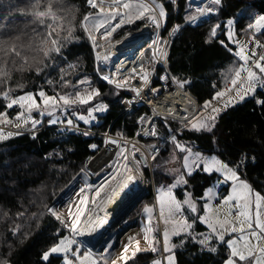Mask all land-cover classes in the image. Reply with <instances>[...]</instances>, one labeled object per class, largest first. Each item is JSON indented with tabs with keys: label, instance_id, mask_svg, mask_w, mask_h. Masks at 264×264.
Segmentation results:
<instances>
[{
	"label": "snow or ice",
	"instance_id": "6c2138e0",
	"mask_svg": "<svg viewBox=\"0 0 264 264\" xmlns=\"http://www.w3.org/2000/svg\"><path fill=\"white\" fill-rule=\"evenodd\" d=\"M86 2L92 11L84 15L81 27L92 48L101 49L94 53V58L99 64H109L112 60V49L118 45H123L133 37V29L131 27L125 28V25H134L135 31L141 32L142 29L137 21L144 23L145 26L161 28V18H166V10L163 4L156 6L159 9L157 15L155 9L144 3L143 0H112L111 4L107 6H105L104 0H101L100 4L97 3V0H86ZM168 2L174 5L176 0H168ZM221 3L222 0H212L213 5H221ZM31 8L32 11L27 14L31 17V23L37 27L43 26L45 30L38 43L32 42L26 47L20 46L15 42L16 38L10 35L7 29L0 31V76L4 77V79H0V85L5 87L7 81L11 79L9 66L18 71L34 69L37 74H40L45 68L54 67L57 59L67 62L64 55L65 45L76 40L70 21L67 35H61L64 31L63 21L65 18L58 17L53 12L51 3L41 10L42 6L39 0H35L31 4ZM217 11L218 9L214 7H196L195 14H193L192 9L188 7L186 8L185 20L190 24L196 23L200 18L212 15ZM253 17L254 19L247 24L243 34L251 35L252 41L255 42V48L260 49L259 53L255 51V48L251 54L246 53L244 46L240 44L232 30L235 20L229 18L226 21L227 27L224 30V36L228 42L236 44L238 50L234 51V56L243 63L239 67L229 69V78L224 82V90L215 92L213 100L217 101L225 98L227 93L235 92V98L229 96L224 103L225 107L230 106L233 102L244 101L246 97L255 99L257 89L264 90V44L256 39V34L264 36V14H253ZM218 29H221L219 23L211 28L210 37L217 38ZM179 30L180 25H176L172 28L171 34L174 35ZM33 31L35 32V28ZM114 34H116L115 37ZM100 39L105 43L101 44ZM219 43L229 52H233V49L224 39H220ZM166 46L167 41L156 36L150 45L151 56L146 59L145 63H141L139 68L132 67L122 81L112 79L108 74H102L101 79L114 84L116 89L130 90L135 93V97H139L142 88L132 87L128 81L138 76L142 82V87L147 88L150 84L151 73L145 70V64L152 65L154 71L157 63H166L168 57ZM69 67H75V65H69ZM119 70L117 68V72ZM60 71L62 86L66 87L71 84V81L64 79L63 68ZM97 72L100 73L102 70L97 67ZM160 79L164 81L169 79L167 68H165V74L161 75ZM172 79L181 87L186 83L176 80L175 77ZM46 83L51 85L53 81L48 79ZM77 84L89 85L90 81L80 79ZM73 88L76 89V85H73ZM151 91L158 92V89L152 88ZM99 94L98 89L88 91L85 88L84 90H75L74 94L50 96L41 89L38 92L29 91L22 95L13 96L12 89L8 88V90L3 91L0 101L5 102L3 107L6 110L14 109V107L19 109L14 118L18 130L16 134H19V130H22L24 126L31 124V127L35 129L42 122L33 116V112H37L41 117L45 115L53 117L56 116L57 112H60L64 114V119L56 116V119H50L49 122L63 124L66 119L68 128L77 127L72 116H77L79 121L86 124L91 123L96 119L95 113H103L108 110L107 104L97 103L89 107L87 115L78 114L75 110L72 111L71 116L67 113L73 109V105H88ZM37 96L40 103L37 101ZM255 102L264 108V99H256ZM127 103L131 104L133 101L129 100ZM182 111L185 115L179 121L180 129L177 130L178 132L182 134V131L187 129L196 133H212L221 109L214 106L212 100H208L204 102L202 109L195 115L188 112L187 109H182ZM152 114L153 116L160 115L155 109L152 110ZM169 115L175 119L174 114L169 113ZM167 119L168 116H165V122ZM12 123L13 120L7 117L6 111L0 112V124L9 125ZM145 123H152V118L147 115L139 117L138 124ZM155 129L156 126L153 123L152 130L150 132L145 131L144 134L157 136ZM83 134L89 135L88 132ZM12 135V132L5 134L0 130V141L10 138ZM158 139L165 145L173 146L172 160L179 159L175 155L177 151L184 154L182 160L184 171H181V167L169 169V173L174 176V182L158 190L159 215L165 225L162 233V247L160 239L154 234L157 227L153 225V208L145 206L143 209L147 215L143 239L147 241L151 252L153 254L159 253L160 256L154 261V264H178L176 250H184L189 241L196 243L201 249V253L207 251L211 254H218L220 246L226 245L225 257L221 260V264H264V194L255 190L246 180L241 179L238 169L244 167L246 161L242 159L235 166H230L229 163L224 162L215 154L206 155L194 151L190 144L179 140L176 132L171 130L167 136ZM105 143L117 145L118 151L115 153V159L110 157L108 163L102 166L103 178L95 188L92 184H85L78 189V193L81 194L85 193L86 189L92 193L94 196L91 201L92 207L88 206L89 196L81 195L78 201H73L70 198L68 203L69 219L62 217L55 207L47 208L48 213L59 222L62 229L68 231L69 235L61 236V229H57L56 241L47 251L42 253L41 259L45 264H51L52 258L60 259L62 264H118V262L127 264L129 260V249L132 247L135 238H129V243L122 247V255L117 257L115 255L116 248L104 239L101 230L108 224V219L106 215L101 216L100 212L104 210L106 204L114 202L122 192L129 189L133 183L138 182V176H143L142 168L148 164V160L135 143L131 145V149H129L127 141L124 142L123 146L120 145V141L115 139L105 140ZM97 147L95 144L90 145L93 150H96ZM150 148L152 160L156 161L159 148L156 144L151 145ZM138 152H140L139 159L136 156ZM251 162L255 163L254 157ZM196 171L210 175L219 173L222 176V179H217L213 186L204 190L203 195L199 198L202 201L200 209L197 207L196 200L192 198V193L185 192V197L181 200L173 192L177 187L187 185L188 178ZM139 182L142 183L143 181ZM220 185H228L230 192L221 195L216 191ZM73 195H77V193ZM214 201H218V204ZM73 204H76L74 212L72 211ZM186 209L191 216L185 214ZM86 212L88 213L87 216L85 215ZM17 215L23 216L24 213L21 212ZM82 217H84L83 220ZM197 223L205 225L207 231L197 233L195 229ZM19 230L18 225L11 229L13 234ZM97 235L101 238L100 241H97L100 244L99 250H95L96 246L85 239ZM226 236L231 238L226 239ZM173 237H177L179 240L173 242ZM139 243L140 241L135 239L136 249L132 252V257H136L137 253L141 251ZM4 264L7 262L5 261ZM132 264H137V261L133 259Z\"/></svg>",
	"mask_w": 264,
	"mask_h": 264
},
{
	"label": "trees",
	"instance_id": "16d2710c",
	"mask_svg": "<svg viewBox=\"0 0 264 264\" xmlns=\"http://www.w3.org/2000/svg\"><path fill=\"white\" fill-rule=\"evenodd\" d=\"M146 1L157 13L159 9L156 6L164 5L168 18L166 24L162 21V40L168 39V42H172L174 39L169 54L170 70L176 80L189 82L184 89L194 96L201 110L204 102L211 100L216 91L224 90V82L229 78V69L239 67L241 64L234 56L236 48L232 47L224 36L227 19L235 20L234 28L239 36L249 38L251 35L243 33L247 24L254 19L253 14H264V0H222L221 5L213 6L219 11L217 17L201 21L197 27L185 26L176 36V33L171 34V30L174 26H183L186 22L187 0L180 1L176 16L175 6L169 4L168 0ZM34 2L35 0H0V31L7 29L20 46L38 43L45 31L43 26L33 25L31 17L27 15L32 11L31 4ZM39 2L41 10L51 3L53 12L58 17L65 18L64 31L61 35H67L69 21L71 22L70 26L76 40L65 45L64 55L67 62L57 59L54 67L45 68L40 74L34 69L18 71L9 66L11 79L7 81L6 87L0 85V96L8 88L12 89L13 96L29 91L38 92L41 89L50 96L74 94L77 89L87 88L88 91L98 89L100 94L91 103L83 106L73 105V109H70L67 115L71 116L73 110L78 114L87 115V109L97 103L107 104L108 110L105 115L99 116L100 123L97 125L87 126L81 123L77 116H72L77 125L76 129L56 127V124L49 122L52 117H45L33 134H18L0 142V264H4L5 261L7 264H45L41 259L42 253L56 241L57 229H61V236L68 233L48 214L47 208H50L61 195H66V201L73 197V194L78 192L76 184L79 182L80 184L99 182L101 176H91L87 164L103 149L106 140L103 134H106L110 127L111 136L118 141L122 140L120 145L123 146L125 141L128 143L136 138L137 133L140 134L146 124H138L139 117L146 112L143 108L136 113H124L122 102L130 95L128 91L116 89L99 78L97 72L99 64L94 58L96 49L92 48L81 27L84 15L92 11L86 0H39ZM97 3L101 2L97 0ZM192 12L195 14L194 10ZM217 23L221 24V29L217 30L218 37L212 38L210 30ZM137 24L141 28L144 23L137 21ZM257 37L264 44V36L259 34ZM220 39H224L233 52L222 46L219 43ZM99 42L105 43L101 39ZM29 56L31 57V54ZM147 56L150 57L151 53L148 52ZM69 65L75 67L70 68ZM61 68L64 70V79L71 81L66 87L62 86ZM0 79L4 77L0 76ZM48 79L53 81L51 85L46 83ZM80 79H87L90 84L78 85L77 81ZM73 85H76V89ZM256 99H264L263 90L255 94V99L247 97L242 103L221 111L212 133H196L186 129L179 134V138L190 144L194 151L215 154L230 166H235L244 159L246 165L238 169L241 179L264 194V108L255 102ZM3 104L4 102L0 101V112L6 111ZM213 105L218 107V103ZM18 111L19 109L15 107L9 110V117H14ZM146 115L150 117L149 114ZM56 116L65 118L60 112H57ZM166 123L174 131L180 129L177 123L158 119L155 124L160 133H168ZM93 131L95 134L91 133ZM85 132L89 135H84ZM143 142L150 144L153 141L147 139ZM92 144L98 146L96 150L90 148ZM172 147L168 145L151 164V168L142 169L152 181V173L154 178L161 176L154 170V164L162 158H167L172 153ZM175 155L182 158L184 154L177 151ZM253 157L255 163L251 162ZM217 177L215 174L207 175L202 171H196L188 178V184L195 197L200 198L204 190L215 183ZM145 201L154 204L152 189L140 205ZM140 205L130 216L131 221L139 217ZM21 212L24 213L23 216L17 215ZM17 225L20 230L13 234L11 229ZM201 228L204 229L203 226ZM188 246L189 250H177L178 264H221L225 257L226 245L220 246L218 254L207 251L201 253L197 244L191 242H188ZM187 253L191 258L187 257ZM156 257H160L159 254L157 256L150 252L141 253L133 259L137 264H150ZM133 259H129L127 264H132ZM51 264H62V261L52 258Z\"/></svg>",
	"mask_w": 264,
	"mask_h": 264
},
{
	"label": "built area",
	"instance_id": "2783aa9c",
	"mask_svg": "<svg viewBox=\"0 0 264 264\" xmlns=\"http://www.w3.org/2000/svg\"><path fill=\"white\" fill-rule=\"evenodd\" d=\"M99 1L101 2V0H99ZM180 1H182V0H176V3L174 4L175 10H176L175 16L177 15V9H178L179 4H181ZM143 2L150 5L146 0H143ZM104 3L107 5L111 4V2H108L105 0H104ZM211 4H212V0H187V6L190 7L194 11H195L196 7H210ZM157 15H158V13H157ZM218 15H219V11H217L214 14L209 15L207 17L200 18L196 23L190 24V23L185 22L183 24V26H180V30L181 29L183 30V28L185 26L197 27L201 23V21H204V20L210 19V18H215ZM131 28L133 29L134 35H143L145 37V39L137 47L127 49L125 51H117L116 48L112 49V53H113L112 60L107 65L99 64L97 62L99 64V67L102 70V72L99 73L100 79H101L102 74H108V75H110V77L112 79L122 81L124 79V76L129 73V71L132 67L139 68L140 64L145 63L146 59L149 58L147 56V53L150 52V45L152 44L153 39L156 36H158L162 40V27L161 28H153L151 26H145V24H143V27H141V29H142L141 32H136L134 25L131 26ZM180 30L178 32H176L175 36L180 32ZM154 33H155V36H154ZM166 41H167L166 49H167V53H168L166 63H164V62L157 63L155 65L154 71L152 70V65L147 64V63L145 64V70L149 71L151 73L149 86L147 88H143L142 82L140 81V78L138 76L135 77L134 79L128 81L130 86L142 88L140 96L135 97L134 92L127 90V89H121V90H126L130 93V95L128 97H126L122 102V108H123L125 114L136 113L141 108H143L144 110H146L145 114H143V115H146V113H147L152 118V123H146L145 126H143L141 133L136 138H134L133 140L128 141V147L129 148L133 143H135L138 146V148L140 149V152L144 153V155L147 157V160H148L147 165H149L150 168H151V164L154 162L152 160V153H151L150 146L153 144H156L158 146V148H159V152L157 155V157H158L165 150V148L168 146V145H165L158 138L167 136L168 133L167 134L160 133L158 131L157 127L155 129L157 136L145 135L144 132L145 131L150 132L152 130L153 123L155 124L158 119H161L165 122V120H164L165 116H168L167 121H171V122L179 124L180 119L185 115V113L182 111V109H187L188 112L192 113L193 115H195L196 112L200 111L199 104H198L197 100L194 98V96H191L189 93H187V91L183 87H181L180 84L176 83L172 79L174 76H173V74L170 70V67H169V58H170L169 54H170L174 39L172 42H168V39ZM99 50H101V49H96V51H99ZM117 68L120 69L119 72H117ZM165 68H167V75L169 77V79L167 81L160 79V76L165 74ZM101 80L105 84H108L110 86H115L114 84H111L108 81H104L103 79H101ZM152 88L158 89V92H152L151 91ZM129 100H132L133 103H131V104L127 103V101H129ZM153 109H155V111L157 113H159L160 115L159 116H153V114H152ZM8 111L9 110H6L7 117H8ZM169 113L174 114L175 119H173L169 115ZM189 119H191V117H189ZM55 126L56 127H66V128L68 127L66 125V121L63 124L57 123ZM155 126H156V124H155ZM0 128L5 129V130H10L7 126H0ZM166 128L168 129V132L170 130L173 132H176L177 138L179 140H181L182 142L186 143L185 140L179 138L180 132L172 130L167 123H166ZM73 129H76V128L73 127ZM110 129H111V127L109 128V131L106 134H103V137L106 140L116 139L113 136H111ZM184 130H186V129H184ZM91 133L95 134L94 131ZM19 134L31 135V134H33V132L29 131L28 129L27 130L22 129L19 131ZM140 139H143V141H146L148 139V140H152L153 142L148 144V143H144L143 141H140ZM116 140H118V139H116ZM120 141H122V140H120ZM110 144L111 143H107V144L105 143L103 149ZM117 151H118V148H117ZM94 158H95V155L87 164L88 172L89 171L92 172V170L90 168V164ZM99 172H97V173H99ZM97 173L92 172V174H90V173L89 174L91 176L95 177L97 175ZM92 185H93V188H95L97 186L95 184H92ZM86 191H87V189H86ZM89 193L92 194L91 192H89ZM54 207L56 209H58V203H55ZM58 213H59V211H58ZM53 219H55V218L53 217ZM57 223H59V222L57 221Z\"/></svg>",
	"mask_w": 264,
	"mask_h": 264
},
{
	"label": "rangeland",
	"instance_id": "374dc122",
	"mask_svg": "<svg viewBox=\"0 0 264 264\" xmlns=\"http://www.w3.org/2000/svg\"><path fill=\"white\" fill-rule=\"evenodd\" d=\"M214 5L213 4H211L210 5V7H213ZM148 15V14H147ZM167 14H166V18H162V21H163V23L164 24H166L167 23ZM114 23V22H113ZM233 32H234V34L237 36V39H238V41L240 42V44L241 45H243L244 46V48H245V51H246V53H249V54H251V51L255 48V42L254 41H252V39H251V36L249 37V38H245V37H241V36H239L238 34H237V30L234 28V25H233ZM259 34H256V39H258V36ZM102 40V39H101ZM259 40V39H258ZM261 41V40H260ZM230 43V45L232 46V47H235L236 48V50H238L237 49V46H236V44L235 43H231V42H229ZM255 51L257 52V53H259V51H260V49L259 48H255ZM243 63V61H241V64ZM259 90H262V89H260V88H258L257 89V92L259 91ZM264 91V90H263ZM229 96H231V97H233V98H235V92L233 91V92H230V93H227V95H226V97L225 98H223L222 100H220V101H217V100H213V97H212V103L214 104V103H218V107L221 109V111H224L226 108H229V107H231V106H234V105H236V104H240V103H242L243 101H240V102H233L230 106H228V107H225L224 106V103H225V101L228 99V97ZM247 98V97H246ZM245 98V99H246ZM94 100V99H93ZM37 101H38V103H40V100H39V97L37 96ZM92 102V101H91ZM90 102V103H91ZM104 104V103H103ZM92 107V106H91ZM220 111V112H221ZM107 112V111H106ZM106 112H103V113H101V112H97V113H95L94 115L96 116V119L95 120H93V121H91V123H85V122H83V121H80L81 123H83V124H85V125H87V126H92V125H97V124H99L100 123V121H99V116H102V115H105L106 114ZM18 113V112H17ZM17 113H16V115H17ZM15 115V116H16ZM57 115V114H56ZM15 116L14 117H12V118H9V119H12L13 120V123L12 124H9V125H4V124H0V126H7L10 130H5V129H1L0 128V130H2L5 134H7L8 132H12L13 133V135L11 136V138L13 137V136H15V135H18V134H16L17 132H18V130H17V128H16V126H15ZM33 116L36 118V119H38V120H43V118H45V117H49V116H47V115H45V116H43V117H41V116H39V114L37 113V112H33ZM52 119H56V116H53L52 117ZM41 124V123H40ZM40 124H38L37 126H36V128H38L39 127V125ZM35 128V129H36ZM23 129H28V130H30V131H33V130H35V129H33L32 127H31V124H29V125H27V126H24L23 127ZM20 131V130H19ZM116 147H117V145H115ZM136 147H138L137 145H136ZM118 148V147H117ZM202 153V152H201ZM203 154H205V153H203ZM206 155H210V154H206ZM136 156H137V158L139 159L140 158V153L138 152L137 154H136ZM177 156V155H176ZM178 157V156H177ZM219 157V156H218ZM220 158V157H219ZM221 159V158H220ZM182 160H183V157L182 158H180L179 157V159H177V160H172V156H171V154L169 155V156H167V158H162V160H160V161H158V162H156L155 164H154V170L156 171V172H159L160 173V175L161 176H159V178L158 177H156L155 176V178H154V174L152 173V170H151V173H152V177H153V181H152V179H151V177L149 176L148 177V175L145 173V172H143L144 173V175H145V177H146V179H147V182H148V184H149V191H148V193L145 195V197L150 193V191H151V189L153 190V199H154V204H152V203H150V202H148V201H145L144 202V204L143 205H140L141 203H142V201L145 199V197L140 201V203H139V205L141 206V207H139L140 209H139V212H138V218H137V220H134V221H131L130 220V216L134 213V211L137 209V207H138V205H137V207L136 208H134L128 215H126L125 217H124V219H122V221L119 223V224H117L116 226H114L113 228V232L111 233V240H118V243H119V246H114L115 248H116V253H115V255L117 256V257H119V256H121L122 255V247L124 246V245H127L128 243H129V238L130 237H132V238H135V239H138L139 241H140V243H139V248L141 249V251L140 252H138L137 253V255H136V257L139 255V254H141V253H150L151 252V250H150V247H149V245H148V243H147V241H145L144 239H143V236H144V227L147 225V215L143 212V209H144V207L145 206H148V207H152L153 208V225L154 226H156L157 227V231L154 233L159 239H160V242H161V247H162V233H163V230H164V228H165V225H164V223H163V220H162V218L160 217V215H159V201H158V199H157V197H158V195H159V189L161 188V187H165V186H167V185H170L171 183H173L174 182V176L172 175V174H170L169 173V169H172V168H176V167H181V171H184V169L182 168ZM221 160H223V159H221ZM224 161V160H223ZM224 162H226V161H224ZM145 167H149V165H146V166H144L142 169H144ZM150 168V167H149ZM143 171V170H142ZM89 173L90 174H92V172H90L89 171ZM195 173V172H194ZM205 174H207V175H210V174H208V173H205ZM216 175V176H218L217 177V179H222V176L219 174V173H213V174H211V175ZM96 176H98V177H100V179L98 180L99 182H97V183H95V185H98L100 182H101V180H102V178H103V171L101 170L99 173H97V175ZM163 176H165V178L163 177ZM216 179V180H217ZM215 183H216V181H215ZM214 183V184H215ZM229 183H231V182H229ZM88 184H91V183H88ZM214 184H212V186L214 185ZM85 184H80V182L78 183V184H76V188H80L81 186H84ZM216 191H218L221 195H225V194H228L229 192H230V187L228 186V185H220L219 186V188H217L216 189ZM173 192H174V194H175V196L178 198V199H181V200H183L184 199V197H185V192H190V193H192V198L194 199V200H196V202H197V207H198V209H200L201 207H202V203H200V199L199 198H197V197H195V195H194V192L192 191V189H191V186L189 185V184H187V185H181V186H179V187H177L176 189H174L173 190ZM81 195H88L89 196V207H92V204H91V201H92V199H94V196L92 195V194H90L88 191H85V193H78L77 192V195H74L73 197H71V199L73 200V201H78V199H79V196H81ZM104 194L102 193V196H103ZM66 195L64 194V195H61V197H59L51 206H50V208L51 207H54V204L55 203H58V209H56V210H58L59 211V214L62 216V217H64L65 219H69V215H68V213H69V208H68V203H69V200L68 201H66L65 199H66V197H65ZM214 203H217L218 204V201H214ZM75 209H76V204H73L72 205V211L74 212L75 211ZM49 215H50V213H48ZM87 212L85 213V215L87 216ZM185 214L186 215H189V216H191V214L187 211V209H186V211H185ZM221 215H222V213H221ZM51 216V215H50ZM52 217V216H51ZM53 218V217H52ZM82 220L84 219V217H82L81 218ZM204 227V229H202L201 227ZM195 229H196V232L197 233H199V232H206L207 231V228H206V226L205 225H202V224H199V223H197L196 225H195ZM68 232V231H67ZM67 235H69V233H67ZM232 235H235V234H232ZM228 238H231L230 236H226V239H228ZM135 239L133 240V243H132V247L129 249V259H133V258H135V257H132L131 256V254H132V252L133 251H135V249H136V244H135ZM173 239V242H177L178 240H179V238H177V237H173L172 238ZM185 239H187L186 237H185ZM189 242H191V241H189ZM191 244H196V243H194V242H191ZM186 250H189V246H188V243L186 244V246H185V249L184 250H182V251H186ZM158 254L159 253H157V254H155V255H157L158 256ZM176 259L178 260V257H177V250H176ZM187 257L188 258H191V256H190V254L189 253H187ZM160 257H156V258H154V260H152V262L150 263V264H154V261L156 260V259H159ZM129 261V260H128ZM122 262H118V264H121Z\"/></svg>",
	"mask_w": 264,
	"mask_h": 264
},
{
	"label": "bare ground",
	"instance_id": "6f19581e",
	"mask_svg": "<svg viewBox=\"0 0 264 264\" xmlns=\"http://www.w3.org/2000/svg\"><path fill=\"white\" fill-rule=\"evenodd\" d=\"M116 152L117 147L113 144H110L104 149H102L101 152L95 156V158L90 164L92 172L97 173L101 171L102 166L108 163L110 157H112V159H115ZM139 181L143 182L141 183ZM148 191L149 184L143 173V176H138V182L133 183L129 189L122 192L121 195L114 200V202L106 204L104 206V210L100 212V215H106L108 219V224L105 225V228L101 230L105 240L113 244V246L115 247L119 246L118 240H111V233L114 229L113 227L119 224L122 219H124V217L128 215L137 206L138 200L136 202V197L142 195L141 197L143 198L148 193ZM85 239H88L90 244H94L96 246L95 250L100 249V244L97 243V241H100L101 239L99 235L93 238Z\"/></svg>",
	"mask_w": 264,
	"mask_h": 264
},
{
	"label": "water",
	"instance_id": "95a60500",
	"mask_svg": "<svg viewBox=\"0 0 264 264\" xmlns=\"http://www.w3.org/2000/svg\"><path fill=\"white\" fill-rule=\"evenodd\" d=\"M145 39V37L143 35H133L132 38H130L127 42H125L123 45H118L116 47L117 51H125L127 49H131V48H134V47H137L143 40ZM189 82H186L184 84L183 87H185L186 85H188ZM142 195L136 197V202L138 200V204L140 203V201L144 198L141 197ZM137 207V206H136ZM135 207V208H136ZM116 222V221H115Z\"/></svg>",
	"mask_w": 264,
	"mask_h": 264
},
{
	"label": "crops",
	"instance_id": "0c3cea01",
	"mask_svg": "<svg viewBox=\"0 0 264 264\" xmlns=\"http://www.w3.org/2000/svg\"><path fill=\"white\" fill-rule=\"evenodd\" d=\"M33 131H34V130H33ZM9 139H11V137H10V138H7V139H4V140H2V141H0V142L7 141V140H9Z\"/></svg>",
	"mask_w": 264,
	"mask_h": 264
}]
</instances>
